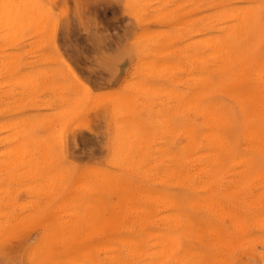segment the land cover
I'll return each mask as SVG.
<instances>
[{"label":"rangeland","instance_id":"1","mask_svg":"<svg viewBox=\"0 0 264 264\" xmlns=\"http://www.w3.org/2000/svg\"><path fill=\"white\" fill-rule=\"evenodd\" d=\"M263 96L264 0H0V264H264Z\"/></svg>","mask_w":264,"mask_h":264},{"label":"bare ground","instance_id":"2","mask_svg":"<svg viewBox=\"0 0 264 264\" xmlns=\"http://www.w3.org/2000/svg\"><path fill=\"white\" fill-rule=\"evenodd\" d=\"M206 45H207V44H206ZM216 61H217V60H216ZM213 65H214V64H213ZM262 83H263V82H262ZM259 89H260V88H259ZM193 96H194V95H193ZM263 97H264V96H263ZM263 97H262V98H263ZM262 100H264V98H263ZM249 101H250V100H249ZM206 104H207V103H206ZM197 105H198V104H197ZM203 105H204V104H203ZM190 106H191V105H190ZM205 106H206V105H205ZM254 106H255V105H254ZM254 106H252V107H254ZM207 107H209V106L207 105V106L205 107V109H206ZM187 108H188V106H187ZM207 109L210 110L209 108H207ZM251 110H252V109H251ZM205 111H206V110H205ZM252 111H253V110H252ZM189 112H190V111H189ZM207 112H208V111H207ZM209 112H210V111H209ZM200 114H201V113H200ZM207 114H208V113H207ZM201 115H203V113H202ZM204 115H205V114H204ZM204 115H203V116H204ZM208 115H210V114H208ZM208 115H207V116H208ZM207 116L205 115V117H207ZM215 116H216V115H215ZM215 116H213V117L215 118ZM251 116H252V115H251ZM213 117H212V118H213ZM221 117H222V116H221ZM261 117H263V116H261ZM203 118H204V117H203ZM216 118H217V117H216ZM217 119H218V118H217ZM222 119H223V118H222ZM206 120H207V119H206ZM210 120H211V119H210ZM202 121H203V120H202ZM202 121H201V122H202ZM212 121H213L212 126L215 127V128H216L217 124H218L219 126H221V127H222V125H225V124H226V123L224 124L223 121H221V123H222L221 125L219 124L220 122H218V120H212ZM214 121H215V122L217 121V122H216L217 124H216ZM214 123H215L216 126L214 125ZM227 124H228V123H227ZM219 126H218L217 128H219ZM226 126H227V125H226ZM228 126H231V125L229 124ZM206 128H207V126H206ZM224 128H225V126H224ZM212 129H213V128H212ZM225 129H226V128H225ZM219 130H220V129H219ZM210 131H211V130H210ZM210 131H209V132H210ZM246 131H247V130H246ZM204 132H205V131H204ZM204 132H203L202 134H203V135L205 134V135H204L205 137H202V140L205 139V140L207 141L206 138H207V137H209V138L211 137V138H210V141H211V143H212V136H215V135H213V134L210 135V136L208 135V134L212 133V131H211L210 133H208L207 131H206L207 133H204ZM249 133H250V132H249ZM251 133H252V132H251ZM198 134H199L198 136L201 137V135H202L201 132L198 133ZM226 134H227V133H226ZM228 134H229V133H228ZM203 135H202V136H203ZM206 135H207V137H206ZM218 135H219V134H218ZM247 135H248V133H247ZM249 136H250V134H249ZM254 136H255V135H254ZM227 137H228V136H227ZM243 137H244V136H243ZM251 137H252V136H251ZM188 138H189V137H188ZM203 138H204V139H203ZM213 138H215V137H213ZM217 138H218L219 140H218ZM200 139H201V138H200ZM246 139H247V138H246ZM248 139H249V138H248ZM208 140H209V139H208ZM213 140H214V139H213ZM221 140H222V139H221ZM221 140H220V136H219V137L216 136V138H215V140H214L213 142H214V144H215V141H219V143L216 142V144L218 143V144L220 145V144H222V143H220ZM186 141H187V140H186ZM210 141H207V142H210ZM223 141H224V140H223ZM218 144H217V145H218ZM222 145L225 146V144H222ZM219 147H220V146H219ZM221 147H223V146H221ZM254 147H255V146H254ZM219 149H220V148H219ZM221 149H222V148H221ZM254 149H255V148H254ZM226 150H227V149H226ZM206 151H207V150H206ZM221 151H222V150H221ZM227 151H228V150H227ZM227 151H225L226 154H227ZM231 151H233V150H231ZM258 151H259V149H258ZM208 154H209V153H208ZM259 154H260V153H259ZM221 155H222V153H221ZM223 155H224V154H223ZM230 155H231V154H230ZM226 157H227V156H226ZM191 158H192V157H191ZM195 158H196V157H195ZM224 158H225V157H224ZM228 158H229V156H228ZM207 161H208V160H207ZM234 161H235V160H234ZM220 162H221V161H220ZM239 163H240V161H239ZM203 165H204V164H203ZM252 165H253V164H252ZM255 166H256V165H255ZM207 173H208V172H207ZM185 175H187V174H185ZM206 175H207V174H206ZM206 175H205V177H206ZM258 175H259V174H258ZM243 176H244V174H243ZM205 180H206V179H205ZM193 182H194V181H193ZM205 182H206V181H205ZM229 185H230V184H229ZM237 185H239V184H237ZM237 185H236V186H237ZM261 185H262V184H261ZM222 188H223V187H222ZM223 189H224V188H223ZM226 194H227V193H226ZM251 196H252V195H251ZM232 229H233V228H232ZM67 232H68V231H67ZM68 236H69V235H68ZM150 237H151V236H150ZM148 244H149V243H148ZM127 247H128V246H127ZM63 250H64V249H63ZM126 250L128 251L129 248H128V249H125L124 251H126ZM129 251H130V250H129ZM117 253H118V252H117ZM128 253H129V252H128ZM133 254H135V252H133ZM106 256H107V255H106ZM109 256H110L109 258L113 257V255H111V254H110ZM109 258H108V259L106 258V259L109 260ZM113 258H115V257H113ZM131 258H132V257H131ZM104 261H105V260H104ZM113 261H114V260H113ZM113 261H112V262H113ZM115 261H116V259H115ZM115 261H114V262H115ZM108 262H109V261H107V263H108ZM114 262H113V263H114ZM110 263H111V262H110ZM68 264H69V263H68Z\"/></svg>","mask_w":264,"mask_h":264}]
</instances>
